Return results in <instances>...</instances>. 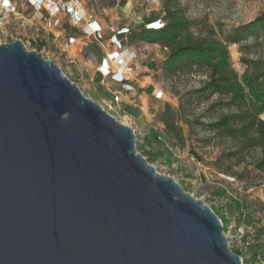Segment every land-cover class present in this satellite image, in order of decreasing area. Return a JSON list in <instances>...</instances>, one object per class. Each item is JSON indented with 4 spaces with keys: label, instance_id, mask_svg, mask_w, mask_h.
<instances>
[{
    "label": "water",
    "instance_id": "obj_1",
    "mask_svg": "<svg viewBox=\"0 0 264 264\" xmlns=\"http://www.w3.org/2000/svg\"><path fill=\"white\" fill-rule=\"evenodd\" d=\"M136 143L53 61L0 44V264H244Z\"/></svg>",
    "mask_w": 264,
    "mask_h": 264
},
{
    "label": "rangeland",
    "instance_id": "obj_2",
    "mask_svg": "<svg viewBox=\"0 0 264 264\" xmlns=\"http://www.w3.org/2000/svg\"><path fill=\"white\" fill-rule=\"evenodd\" d=\"M72 1L83 14L79 27L71 26L69 16L65 14L49 16L43 11L35 13L26 0H21L17 3L15 15H10L4 24L0 25V44L20 39L26 50L36 51L40 56H45L46 60L57 64L63 74L78 85L85 97L99 104L125 126L133 128L137 140L136 150L150 161L159 174L172 177L184 191L210 206L217 214L219 211L215 209L211 190L222 186L227 190L234 189L247 202L256 205L264 221V171H258L254 167L261 158L260 149L244 150L236 140L216 136L214 131L209 129V125L220 116L233 111L225 105L210 109V104L219 100L217 96L203 102L188 99V94L200 88L206 81L203 71L192 70L170 76L165 75L160 67H156L158 71L153 73L150 79L162 96L155 99L153 95L145 93V90L137 89L138 97L132 96L129 100L139 112L146 114L148 122H134L130 116L125 117L126 114L108 104L106 91L109 90L112 97L119 95L121 101V98L128 94L122 88H142L138 80H132L140 75L128 77L123 83H116L110 77H104L103 85L97 88L91 82L72 75V63L68 62L69 59H66L65 63L57 54V48L63 40L75 38L77 41L73 45L77 44L81 48L78 55L88 60L96 53L95 42L99 43V47L105 46L110 43V36L121 28H145L147 23L161 19L164 15L163 0H123V3L122 0ZM179 3L185 9L187 18L192 21V32L196 36H213L219 40H226L239 26L264 15V0H179ZM89 16V21L100 19L105 25V31H102L98 41L92 37L84 39L83 31ZM262 35L264 37V33ZM125 37L127 35L117 36L119 52L125 58L146 54L138 42L124 46ZM98 43L95 44L98 46ZM44 46L46 48L38 50ZM227 48L230 64L239 76L246 70L247 62L264 56V49L253 38L238 44H227ZM162 49L166 54L167 49ZM180 103L186 109L185 118L179 120L185 135L183 147H178L168 139L163 124L159 122V114L165 104L178 110ZM261 117L264 121V115ZM185 120L191 121L192 129ZM137 129L149 130L150 133L143 139V135L135 131ZM226 225L227 223L225 228ZM228 230L226 228L225 233L230 249L242 254L244 248ZM244 260L246 264H250L247 257H244ZM260 261L258 260L257 264H260Z\"/></svg>",
    "mask_w": 264,
    "mask_h": 264
},
{
    "label": "trees",
    "instance_id": "obj_3",
    "mask_svg": "<svg viewBox=\"0 0 264 264\" xmlns=\"http://www.w3.org/2000/svg\"><path fill=\"white\" fill-rule=\"evenodd\" d=\"M162 9L164 15L159 20L164 26L158 30L129 29L128 44L142 42L167 49L160 65L165 75L203 71L206 81L200 88L190 92L188 99L203 102L217 96L219 100L211 103L210 109L219 105L231 108L232 112L220 116L209 125V129L216 136L236 140L244 150L259 148L261 158L254 167L264 171V121L260 119L264 115V56L247 62L246 70L239 76L230 64L227 48V44H238L253 38L264 49V15L239 26L226 40H219L213 36H196L192 32L193 23L187 18L179 0H163ZM185 111L182 103L178 110L165 104L159 114L165 135L178 147H183L185 143L184 131L179 123L180 118H185ZM185 123L192 129L190 120H185ZM223 229L226 232L224 224ZM233 252L246 264L243 254Z\"/></svg>",
    "mask_w": 264,
    "mask_h": 264
},
{
    "label": "crops",
    "instance_id": "obj_4",
    "mask_svg": "<svg viewBox=\"0 0 264 264\" xmlns=\"http://www.w3.org/2000/svg\"><path fill=\"white\" fill-rule=\"evenodd\" d=\"M95 22L96 25L99 26L104 32L105 25L103 22L100 19L96 20ZM84 39L88 40L89 38L85 37ZM123 41L124 46H127V37L123 38ZM95 43L94 45H96V47H94V49L96 53L91 55L88 60H85L80 55H78L79 52H81V48H79L77 44L69 45L68 40L62 41L60 47L57 48V54L65 63H67L66 59H69L68 62L72 63L70 67L72 75H76L79 79H85L99 88L101 85H103L104 77L98 72L97 67L110 54L116 53L119 55L120 52L117 51L116 47H112L110 43L102 47H99V43L98 46ZM138 43H140L141 49L146 53L145 55L142 54L140 56H129L127 58L124 56L123 57L125 59L124 64L126 66H140L142 68V74L137 79L131 78L132 80H138L139 86L142 88H130V90H124L125 92H128V94L121 98V101L118 104V109L120 112L126 114L125 117L130 116L134 122H144L147 120L146 114L139 112L135 105L130 103L129 97H138L136 95L137 89H143L145 90V93L151 96L153 95V97L158 92H160L159 89L155 88V86L152 84L150 77L153 73L158 71V68L160 67L166 54L163 52V49L160 45L145 44L142 42ZM43 48H46V46ZM116 54L114 57H116ZM59 63L62 65L61 60ZM156 67L158 68L156 69ZM110 93L111 92L109 90L106 91L107 102L111 105L113 97L110 95ZM135 131L138 133L140 132V134L143 135V139H145L150 133L149 130L144 129H137ZM200 181L203 183L202 176H200ZM211 192V196L215 200V209L219 211L218 216L221 218L223 224L225 225V223H227L226 228L229 229L228 231L233 234V237L241 236L240 241L244 248V252H242L243 256L248 258L250 264H252V262L257 264L258 260H261L260 264H262L264 259V221L260 216L258 207L247 202L234 189L227 190L221 186V188L213 189Z\"/></svg>",
    "mask_w": 264,
    "mask_h": 264
},
{
    "label": "built area",
    "instance_id": "obj_5",
    "mask_svg": "<svg viewBox=\"0 0 264 264\" xmlns=\"http://www.w3.org/2000/svg\"><path fill=\"white\" fill-rule=\"evenodd\" d=\"M21 0H0V25H3L4 22L10 17V15H15L17 10V3ZM27 5L35 11V13L45 12L49 16L65 14L70 18V24L73 27H79L83 19V14L81 9L75 4L72 0H26ZM91 17H88V21L84 28V35L86 38L92 37L96 41L101 39L102 30L99 26L96 25L95 21H89ZM164 26V23L161 20L149 22L145 25V29L148 30H158ZM128 28H121L115 34L110 36L109 42L111 45L117 48V51L120 50V44L117 39V36L127 35ZM249 40V39H248ZM247 40V41H248ZM77 40L75 38H69L68 44L72 45ZM246 42V41H245ZM112 53L104 59L100 65L97 67L98 72L103 77H110L116 83H123L128 77H137L142 74V68L140 66H126L124 64L125 59L124 55L119 53ZM122 56V57H121ZM123 90H130V88H122ZM162 96L161 92H158L154 97L155 99H160ZM120 102L119 95H115L112 100L111 106L118 109V104ZM226 234V233H225ZM227 237V235H226ZM237 243L243 248L241 244V236H235ZM228 239V238H227Z\"/></svg>",
    "mask_w": 264,
    "mask_h": 264
},
{
    "label": "bare ground",
    "instance_id": "obj_6",
    "mask_svg": "<svg viewBox=\"0 0 264 264\" xmlns=\"http://www.w3.org/2000/svg\"><path fill=\"white\" fill-rule=\"evenodd\" d=\"M124 125V124H123Z\"/></svg>",
    "mask_w": 264,
    "mask_h": 264
}]
</instances>
